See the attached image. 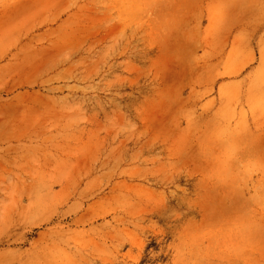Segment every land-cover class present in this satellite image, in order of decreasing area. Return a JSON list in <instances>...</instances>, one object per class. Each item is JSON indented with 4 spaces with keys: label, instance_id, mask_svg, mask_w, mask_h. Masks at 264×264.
Masks as SVG:
<instances>
[{
    "label": "rangeland",
    "instance_id": "1",
    "mask_svg": "<svg viewBox=\"0 0 264 264\" xmlns=\"http://www.w3.org/2000/svg\"><path fill=\"white\" fill-rule=\"evenodd\" d=\"M0 264H264V0H0Z\"/></svg>",
    "mask_w": 264,
    "mask_h": 264
}]
</instances>
